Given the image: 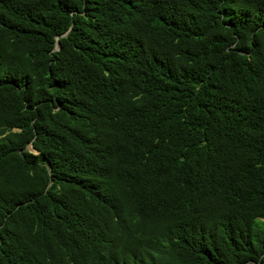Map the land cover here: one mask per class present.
Returning a JSON list of instances; mask_svg holds the SVG:
<instances>
[{
    "label": "trees",
    "instance_id": "1",
    "mask_svg": "<svg viewBox=\"0 0 264 264\" xmlns=\"http://www.w3.org/2000/svg\"><path fill=\"white\" fill-rule=\"evenodd\" d=\"M248 260L264 0H0V264Z\"/></svg>",
    "mask_w": 264,
    "mask_h": 264
},
{
    "label": "water",
    "instance_id": "2",
    "mask_svg": "<svg viewBox=\"0 0 264 264\" xmlns=\"http://www.w3.org/2000/svg\"><path fill=\"white\" fill-rule=\"evenodd\" d=\"M67 33V32H66ZM66 33H64V34H66ZM56 49L57 48H59V42H56V47H55ZM247 262H252L251 260H248V261H246V262H243L242 264H246Z\"/></svg>",
    "mask_w": 264,
    "mask_h": 264
},
{
    "label": "clouds",
    "instance_id": "3",
    "mask_svg": "<svg viewBox=\"0 0 264 264\" xmlns=\"http://www.w3.org/2000/svg\"><path fill=\"white\" fill-rule=\"evenodd\" d=\"M32 151H36L35 149L31 148Z\"/></svg>",
    "mask_w": 264,
    "mask_h": 264
}]
</instances>
